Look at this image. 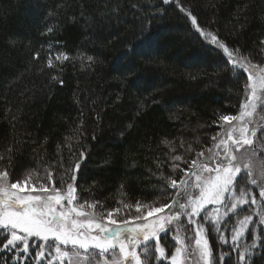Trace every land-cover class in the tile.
Listing matches in <instances>:
<instances>
[{"label":"trees","instance_id":"obj_1","mask_svg":"<svg viewBox=\"0 0 264 264\" xmlns=\"http://www.w3.org/2000/svg\"><path fill=\"white\" fill-rule=\"evenodd\" d=\"M188 11L231 52L264 64V0H0V170L11 154L14 180L32 174L38 186L51 172L66 190L83 151L79 203L120 214L129 213L124 205L134 214L137 202L167 203L175 195L169 178L178 180L210 148L219 117L239 113L248 84L245 72L229 70L223 49L195 32ZM57 53L69 58L57 60ZM238 200L247 203L227 212ZM261 201L243 170L226 202L196 217L218 264L225 253L237 264L235 250L245 248L254 255L244 264H264ZM180 220L170 228L186 224L185 213ZM170 233L161 234L162 259L150 243L148 264H170ZM4 243L0 264H38L37 250L20 253ZM45 255L48 264L53 257Z\"/></svg>","mask_w":264,"mask_h":264},{"label":"snow or ice","instance_id":"obj_2","mask_svg":"<svg viewBox=\"0 0 264 264\" xmlns=\"http://www.w3.org/2000/svg\"><path fill=\"white\" fill-rule=\"evenodd\" d=\"M162 2L167 5L171 0H162ZM177 7L181 12L185 11L179 4ZM187 16L195 32L199 33L205 41L211 36V43L228 54L227 62L231 65L230 71L235 72L239 69L248 73V84L246 85L248 95L240 104L239 114L219 117V120L228 126L225 133L226 138L216 142L220 136L217 133L212 137L213 148H208L207 152L205 150L198 152L197 157L191 160L186 169H180L184 175L179 180L169 178L167 187L171 188L175 195L171 196L167 203H161L156 207L137 202L135 214H131L132 205H124L126 209H129L128 219L114 218L121 212L120 208H115L109 210L103 217V221L106 222H102L96 214L84 211L85 207L94 209L95 204H80L79 206L76 204L79 196L76 183L81 164L86 160L85 152L79 153V159L70 177L72 182L67 184L66 190L62 186H56L51 172L47 174V183H40L38 187L32 182V174H28L23 179L14 180V161L10 154L8 163L5 164L3 170H0V242L6 240L5 249L12 248L20 253H28L35 246L39 249L36 253V260L38 264H43L45 250L51 248L52 242L55 241L57 245L55 252L61 259L68 257L70 253L62 251L60 245H71L76 250V255H79L81 249L88 255H95L94 250H98L102 264H148L147 259L142 262L137 248L143 245V253L145 257H149L151 255L149 244L154 242L155 252L158 253L157 259H162L165 256V248L162 246L161 234L171 231L168 225L179 219L182 213H186L188 223L196 225L195 245L204 264H209L210 260L211 264H218L217 257L210 251L209 240L203 235L204 228L196 217L200 216L202 211L206 212L209 205L225 203L229 190L235 187L241 172L250 169L253 165L250 157H238L237 153L255 147L254 138L264 133V124L255 120L258 104L264 105V69L260 70L258 84L253 83L256 77L252 70L256 66L233 57L226 44L221 42L216 35L201 29L196 16L190 11L187 12ZM68 58L67 54H56L57 60ZM87 59L91 61L93 57L88 56ZM47 64L49 68L53 67L51 56ZM60 83L62 85L63 81ZM260 120L264 121V116H261ZM95 139L96 137L93 136V140ZM252 155L255 156V152ZM206 156V159H201ZM3 159L0 157V161ZM175 159L180 160L181 158L177 156ZM242 159L243 163H241ZM174 168H179V166L174 165ZM249 175H251L250 172ZM251 183L256 184V180H251ZM164 191H167V188ZM260 197L262 198L261 203L264 204V188L260 190ZM182 200L185 202L181 203ZM245 203L247 201L238 200L232 203L227 212L231 213L237 209L238 204ZM251 203H256L255 197ZM165 210H168L167 216L149 219L154 214L163 213ZM251 220L252 217L247 216L240 223L236 234L231 237L233 244L248 228L247 222ZM261 223H264V220ZM176 242L183 245V241L179 238H176ZM224 242L227 243L226 240ZM260 243L264 246V238L260 239ZM252 247L254 248L255 245ZM116 249L119 250L118 255L115 254ZM182 250V247L175 249L170 257L171 264H181L179 254ZM235 251L238 256L237 264H244L254 255L249 252L248 248ZM109 252L113 253L112 259H104L105 254ZM261 254L264 255V251ZM55 259L56 257H53L48 264H53ZM219 261L223 264H233L231 253L222 254Z\"/></svg>","mask_w":264,"mask_h":264},{"label":"rangeland","instance_id":"obj_3","mask_svg":"<svg viewBox=\"0 0 264 264\" xmlns=\"http://www.w3.org/2000/svg\"><path fill=\"white\" fill-rule=\"evenodd\" d=\"M207 41L211 43V37L210 36L208 37ZM231 53H232L233 57L237 58L238 60L243 61L245 63H248L246 58L241 57V56L239 57L237 53L236 54H234L233 52H231ZM225 54L228 57V54L227 53H225ZM255 66L256 67L253 68V70H252L254 76L256 77V79H254L253 83H257L258 84L260 70L264 69V64H262L260 66H257V64H256ZM246 74L248 75V73H246ZM247 95H248V90L245 91L244 101H245ZM238 114H236V115H238ZM261 116H264V105H259L258 104L257 111L255 113V120L258 123L264 124V121L260 120ZM222 124L223 125H222V128H221L220 136H219V138H218V140L216 142H219V139L226 138L225 137V133L228 130V126H227V124L225 122H223ZM254 139H255V147L250 148L247 151H244V152H241V153H237V156L238 157H250L252 159V162H253L252 167L250 169H245L244 171H246L248 174H249V172L251 173V175H249L250 179L251 180L255 179L256 180V185H258L260 190H261V188H264V133H262L260 135V137L258 136V138L256 137ZM213 144H214V142H212L210 148H213ZM213 150L215 151V149H213ZM253 152H255V156L252 155ZM206 158H207V156L204 157V158H201V159H206ZM243 162L244 161L242 159L241 163H243ZM43 183H46V182H43ZM49 187H51V185H49ZM184 202H185L184 200L181 201V203H184ZM66 203L67 202L65 201V204ZM76 204H77V206H79L80 204H90V203H79L78 201H76ZM158 206L159 205H157L156 207H158ZM84 211L90 212V213H94V214H96L98 216V218L102 222H106V221H103V217L107 215L108 211L100 212V211H98L95 208L93 209V208H87V207L84 208ZM177 211H180V210L177 209ZM189 211H190V209H189ZM131 214H133V213L131 212ZM168 214H169L168 210H165L163 213L154 214V216L149 218V219L151 220V219H155V218H157L159 216H167ZM114 218H116V219H128V212L127 213H123V214L119 213L118 215H115ZM172 223H173V225H174V223L175 224H180L181 220L179 218L177 220H174ZM185 223L186 224H184V225H187L190 228V230H191L190 232H188V234H187V231L183 232V231L180 230L181 228H183L184 225H181V226L175 225V226H178L179 230H176L177 228H175V226L170 228L171 224L168 225V227L171 229V233L170 234L174 235V240L176 241V238H179L181 241H183V245L177 244V242H176V246H175V249L177 247H182L183 248L182 252L179 254V259L181 261V264H204V261L200 257L199 251L197 250V246L195 245L196 225L188 223V216H187L186 213H185ZM189 225H191V226H189ZM171 235H170V237H171ZM141 239H142V237H141ZM153 244H154V247H155V243H153ZM56 246H57L56 242L53 241L52 242V247L46 249L45 250V254L48 253L50 256L56 257V260H57L58 264H102V258L99 256L98 250H94L96 252L95 255H88L87 253L84 252V250L81 249V250H79V255H76L75 254L76 250H74L71 245H67V246L60 245L62 251H67V252L70 253V255L68 257H64L63 259H61V258H59L57 256V254L55 252ZM143 247L144 246L141 245V246H139L137 248V251L141 254L142 262L144 261V258H143ZM149 248H150V244H149ZM36 250L39 251L38 248L33 246V248L30 249L29 252H31V251L35 252ZM150 250H151V248H150ZM174 252H175V250H174ZM115 254L116 255L119 254V250L118 249H116V253ZM112 256H113V253L109 252V253L105 254L104 259L111 260ZM85 257H87V259H84ZM170 257L168 258V261L171 264ZM209 264H211V260L209 261Z\"/></svg>","mask_w":264,"mask_h":264}]
</instances>
